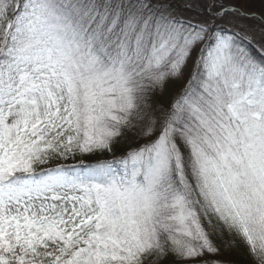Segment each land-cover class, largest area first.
<instances>
[{"label":"snow or ice","instance_id":"snow-or-ice-1","mask_svg":"<svg viewBox=\"0 0 264 264\" xmlns=\"http://www.w3.org/2000/svg\"><path fill=\"white\" fill-rule=\"evenodd\" d=\"M250 2L0 0V264H264Z\"/></svg>","mask_w":264,"mask_h":264},{"label":"trees","instance_id":"trees-1","mask_svg":"<svg viewBox=\"0 0 264 264\" xmlns=\"http://www.w3.org/2000/svg\"><path fill=\"white\" fill-rule=\"evenodd\" d=\"M182 1L183 0H172V3L174 6H181ZM203 3H207V0H203ZM245 6L250 8L252 11L259 12L262 7V4H261V0H251V2L246 4ZM248 46L257 59L264 58V56H262V53L258 48V45L250 44ZM158 99L162 100L165 103H168L171 101L170 96H168L167 94H163V93L159 95ZM129 136L130 135H127L123 140H121L120 145L118 146L116 153H115L116 156H119L121 152H123V150H125L129 144H132V142L129 140ZM224 259L230 261L231 264H253L251 259L248 258L244 254L242 249H237L234 252H230L229 254H226L224 256Z\"/></svg>","mask_w":264,"mask_h":264},{"label":"rangeland","instance_id":"rangeland-1","mask_svg":"<svg viewBox=\"0 0 264 264\" xmlns=\"http://www.w3.org/2000/svg\"><path fill=\"white\" fill-rule=\"evenodd\" d=\"M183 2H184V0L182 1L181 4H183ZM225 2H227V0H225ZM175 7H176V10H177V12L179 14L184 15V16L189 15V13L183 11L181 6H175ZM253 12H257V11H253ZM249 21L253 22V25H254V28H255V33L254 34H256L258 36L259 35V29H258V26L255 25V22H254L255 18L252 17V16H249L247 20L243 21V23H248ZM258 48H259V46H258ZM187 78H188V72L186 71L184 77L181 80H179V81H177V80H169L166 83L162 93L163 94H167L168 96H170V98L172 100L182 90V87L186 83ZM129 140L132 142V144L135 143L134 138L131 135L129 136ZM141 142H143V141H141ZM121 154H122V152H121ZM106 158L111 159L112 155L109 154Z\"/></svg>","mask_w":264,"mask_h":264}]
</instances>
